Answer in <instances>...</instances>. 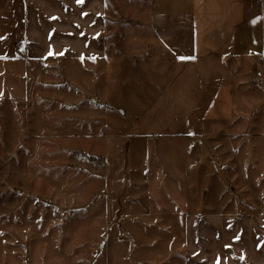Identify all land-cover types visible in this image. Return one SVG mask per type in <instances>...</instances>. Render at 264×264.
I'll return each mask as SVG.
<instances>
[{"label": "rangeland", "instance_id": "1", "mask_svg": "<svg viewBox=\"0 0 264 264\" xmlns=\"http://www.w3.org/2000/svg\"><path fill=\"white\" fill-rule=\"evenodd\" d=\"M146 2L108 1L116 37ZM117 60L105 85L87 73L88 62L61 69V84L35 64L28 73L23 62H0V264H184L187 213L261 210L262 179L252 183L240 170L251 138L234 142L237 159L225 154L226 168L205 162L197 142L136 143L128 189L108 191L106 137L126 135L158 95L135 78L140 66L125 67L131 81L113 84ZM235 64L245 72L227 70L237 110L222 132L248 136L261 123L258 63ZM206 168L219 179L198 173ZM251 169L261 174V162Z\"/></svg>", "mask_w": 264, "mask_h": 264}, {"label": "crops", "instance_id": "2", "mask_svg": "<svg viewBox=\"0 0 264 264\" xmlns=\"http://www.w3.org/2000/svg\"><path fill=\"white\" fill-rule=\"evenodd\" d=\"M108 1L0 0V62H23L28 73L35 64L44 78L54 73L60 84L61 69L88 62L87 73L105 85L118 58L119 79L113 84L119 87L131 81L132 66L141 67L135 78L158 95L126 135L106 137L109 192L128 189L136 143L159 138L197 142L208 154L205 162L213 165L214 157L226 168L225 154L237 159L234 142L251 138L250 147H243L240 170L252 183L262 179L255 201L261 210L248 214L209 205L187 213L184 264H264V0H148L118 37L111 29ZM246 62L258 63L253 70L259 74L261 123L259 130L242 136L222 129L233 125L237 110L236 87L227 70L242 74L235 63ZM151 69L155 77L147 75ZM259 162L261 174H255L251 167ZM233 165L238 167L236 160ZM198 173L219 179L215 168Z\"/></svg>", "mask_w": 264, "mask_h": 264}, {"label": "snow or ice", "instance_id": "3", "mask_svg": "<svg viewBox=\"0 0 264 264\" xmlns=\"http://www.w3.org/2000/svg\"><path fill=\"white\" fill-rule=\"evenodd\" d=\"M181 59H184V58H181Z\"/></svg>", "mask_w": 264, "mask_h": 264}]
</instances>
